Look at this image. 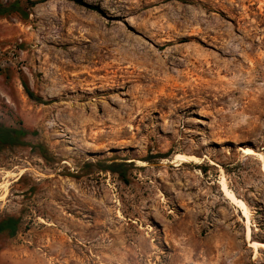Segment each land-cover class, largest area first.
<instances>
[{
    "label": "rangeland",
    "instance_id": "rangeland-1",
    "mask_svg": "<svg viewBox=\"0 0 264 264\" xmlns=\"http://www.w3.org/2000/svg\"><path fill=\"white\" fill-rule=\"evenodd\" d=\"M82 1L0 17V264H264V0Z\"/></svg>",
    "mask_w": 264,
    "mask_h": 264
},
{
    "label": "trees",
    "instance_id": "trees-1",
    "mask_svg": "<svg viewBox=\"0 0 264 264\" xmlns=\"http://www.w3.org/2000/svg\"><path fill=\"white\" fill-rule=\"evenodd\" d=\"M47 0L31 1V0H16L13 3L5 4L0 0V17L5 18L12 14H19L23 19H27L30 9ZM77 5L85 6L90 10L101 12L100 8L85 4L82 0H71ZM26 93L31 100L46 104L41 98L35 96L31 90L25 86ZM29 133L23 128L5 127L0 125V152L12 147L29 146L26 142V137ZM125 164H112L107 170L118 174L123 180L126 178ZM20 225V219L14 217L4 218L0 221V236L6 235L10 238L16 236Z\"/></svg>",
    "mask_w": 264,
    "mask_h": 264
},
{
    "label": "bare ground",
    "instance_id": "bare-ground-1",
    "mask_svg": "<svg viewBox=\"0 0 264 264\" xmlns=\"http://www.w3.org/2000/svg\"><path fill=\"white\" fill-rule=\"evenodd\" d=\"M244 153L246 156H256V153H254V151H252L251 149H245ZM176 159L178 162L181 161L182 163L186 161H190L192 163L198 164L201 162L200 159L195 156H187V155L184 156L181 154H178L176 156ZM263 171H264V165H263ZM219 184H220L221 191L224 194V197L226 198V200H228L230 204H232L235 208H237L239 212L242 213V216L244 217V219H246L247 222H249L250 213H249V208L247 204L245 203V201L237 197V195L228 187L227 181L224 177L221 179ZM247 241L249 242V247L254 249L256 255L259 254L260 250H264V243L256 242L252 240V232L250 228H248V231H247Z\"/></svg>",
    "mask_w": 264,
    "mask_h": 264
}]
</instances>
